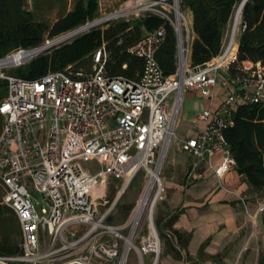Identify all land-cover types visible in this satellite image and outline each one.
Masks as SVG:
<instances>
[{
    "label": "built area",
    "instance_id": "1",
    "mask_svg": "<svg viewBox=\"0 0 264 264\" xmlns=\"http://www.w3.org/2000/svg\"><path fill=\"white\" fill-rule=\"evenodd\" d=\"M155 13L176 31L177 68L173 74H165L157 59L166 36L164 25L146 31L129 48L144 60L137 78L106 73L105 45L94 53L90 69L68 65L34 79L2 70L32 59L26 55L31 48L19 47L0 58V78L7 82V94L0 102L4 119L0 182L7 189L4 202L17 215L22 232L21 252L0 254V264H125L131 246L127 238L135 234L139 224L135 227L134 217L131 234L125 236L121 226L106 222L115 210L116 200L103 213L99 212V203L108 202L106 189L111 176L123 178L126 188L139 171L146 172L149 180L154 172L160 176L177 136L183 95L188 89L212 99L220 83L228 89V95L218 107L198 113L204 127L193 136L178 139L179 147L209 166L211 156L223 151L221 164L214 167L219 178L237 165L224 130L233 124L235 104L264 101L262 70L258 69L254 78L239 80L228 75L236 53L231 34L218 56L202 65H192L193 31L185 16L179 19L176 13L174 19L166 11ZM119 15L117 11L104 18ZM62 36L47 37L43 45L47 49L56 46ZM14 53L25 55L12 62L9 59ZM90 158L102 164L99 171L82 166L80 161ZM199 162L194 163L190 174ZM130 166L132 174L127 181ZM258 211L264 212V198ZM153 224L150 221V235L137 249L157 256L161 245ZM122 238L126 240L123 249ZM68 252L76 253V257L56 262Z\"/></svg>",
    "mask_w": 264,
    "mask_h": 264
},
{
    "label": "trees",
    "instance_id": "2",
    "mask_svg": "<svg viewBox=\"0 0 264 264\" xmlns=\"http://www.w3.org/2000/svg\"><path fill=\"white\" fill-rule=\"evenodd\" d=\"M182 8L192 13L193 40L191 63L202 65L224 49L233 16L242 0H179ZM98 12V0H80L53 24L38 21L24 5V0H0V58L19 47L42 46L45 39L68 33L93 21ZM164 25L166 36L157 51V59L165 74L177 68V36L174 26L162 15L148 12L133 19H119L107 26H94L77 36L48 48L24 65L15 75L38 78L49 71L68 65L90 69L94 53L105 45V71L110 76L137 78L144 60L129 48L146 32ZM241 33L235 57L227 73L232 79L254 78L258 69L264 74V0H248L241 11ZM7 94V82L0 79V102ZM233 124L224 130L238 170L256 190L264 188V101L237 103L232 107ZM2 130V125L0 131ZM6 207V206H5ZM8 208V207H7ZM4 207L0 206V213ZM16 222L19 225L17 216ZM156 225L161 227L160 220ZM20 227V225H19ZM22 242V241H21ZM21 242L9 245L0 240V254L21 252Z\"/></svg>",
    "mask_w": 264,
    "mask_h": 264
},
{
    "label": "crops",
    "instance_id": "3",
    "mask_svg": "<svg viewBox=\"0 0 264 264\" xmlns=\"http://www.w3.org/2000/svg\"><path fill=\"white\" fill-rule=\"evenodd\" d=\"M190 22L192 26V13ZM238 43L239 38L235 51ZM196 91L188 89L184 95H193ZM227 95L228 89L217 84L214 97L205 98L203 110L218 107ZM195 121L194 133L186 137L204 127V122L197 116ZM177 146L178 151L175 150L171 158L167 155L162 168L166 194L156 217L161 225L158 229L161 238L159 256L138 251L137 247L146 236L139 233V244L134 243L132 236L133 243L128 242L131 246L125 264H264V212L258 211L264 188L254 189L237 166L219 178L214 167L223 160L221 150L211 156L209 166L206 161L199 162L181 149L178 142ZM185 154L193 160L187 159L186 163ZM197 161L198 166L190 174ZM180 163L183 165L179 170ZM122 240L125 239H120L121 247Z\"/></svg>",
    "mask_w": 264,
    "mask_h": 264
},
{
    "label": "rangeland",
    "instance_id": "4",
    "mask_svg": "<svg viewBox=\"0 0 264 264\" xmlns=\"http://www.w3.org/2000/svg\"><path fill=\"white\" fill-rule=\"evenodd\" d=\"M79 1L80 0H24V5L28 10H30L34 14V18L36 20L44 21L51 25L57 19L63 16L67 11L72 10ZM83 1H86V0H83ZM163 1H166V2H163ZM173 1L174 0H98V12L94 20H99L104 17H108L112 14H115L117 11L118 12L120 11L121 15H119L118 17H113L111 19H106V21H102L94 26H104L105 27L108 25L109 22H113L119 19H133L135 17H139L138 15H142L148 12H156L157 10L166 11L168 14L173 16L175 19L176 12L173 6H171V5H174ZM179 5H180V2H179ZM237 10L238 8L235 11L232 23L230 25L228 39L230 38V34L231 36L233 35V24H234ZM180 11L185 16L186 23H188V25L190 26L192 30V26L190 22L191 21L190 10L188 8H182L180 6ZM240 22H241V15H240L238 26L235 31L236 33L234 35V45L236 44V41L238 40L240 33H241ZM89 29H86V30H89ZM77 35H74L73 37ZM73 37L60 41L59 43H57V45ZM15 50L16 49L10 51L8 54H11ZM17 67H20V66H8V67L2 68V70L8 74H15V70L17 69ZM195 93L196 94H193V95L185 93L184 95L181 113H180V120L176 128L177 136L174 139L173 143L171 144L169 148V152H168L170 158L175 153V150L178 149V146H177L178 139H180L181 137L192 135L194 133L196 129V121H195L196 116L198 113H200L203 110L205 102L207 101L205 98H201V96L199 95L197 91ZM3 122H4V119L0 115V127L1 125L3 126ZM185 155L187 157L185 159L186 163H187V159H189V161L193 160L191 156L187 154ZM80 162L84 168L90 169L92 172H97L102 168V164L96 158L83 159ZM105 165L106 167H108V164H105ZM181 165L183 164L180 163L179 170L182 167ZM163 172L164 171L160 173V179H161V187L164 188V190H162L159 193L158 199L153 209V222H154V226H155V229L158 235H159V231L156 225V217L159 215V208L163 202V199H164L163 197L166 194ZM131 174H132V166H130L128 169V172L126 175L127 181L129 180V177L131 176ZM148 180H149V176L147 175V173L144 171H139L134 176V178L131 180V182L127 185V188L123 192L120 199L117 201L115 205V210L113 211V213L108 215V217L106 218V222L108 224L121 226L122 232L124 233L125 236H129L131 234L133 224H134L132 222L134 219V212L142 198V195L144 193ZM123 185H124L123 178H116L115 176H111L110 182L106 189V199L108 202L105 204H103V201L101 204L99 203V212L103 213L108 207H110L115 202L120 191L126 187V185L124 187ZM6 192H7L6 186L0 182V206L4 207V209H2L3 212L0 213V240L4 238L7 244L16 245L18 244L19 240L20 242L22 241V236H21L22 232H21V229L18 223L16 222L14 211L11 210L4 202V196ZM156 192H157V188L154 189V191L152 190L151 199H153ZM130 221L131 223L129 224ZM139 233L145 234L146 236L150 235V218L147 215H144L143 219L139 222V225L137 229L135 230V234L133 236V241L135 244H139V241H140ZM68 238L70 241L72 240L70 236H68ZM159 238H160V235H159ZM46 240H49V239L46 238ZM125 243L126 241L122 240V248H124ZM160 245H161V238H160ZM75 257H76V253L74 254V253L68 252L66 256H64L63 258L59 259L56 262L65 263V262L71 261Z\"/></svg>",
    "mask_w": 264,
    "mask_h": 264
},
{
    "label": "bare ground",
    "instance_id": "5",
    "mask_svg": "<svg viewBox=\"0 0 264 264\" xmlns=\"http://www.w3.org/2000/svg\"><path fill=\"white\" fill-rule=\"evenodd\" d=\"M163 2H166V1H163ZM241 4V3H240ZM238 10L236 12V17H235V20H234V24H233V38H234V35H235V31H236V28L238 26V23H239V19H240V15H241V11H240V5L237 7ZM182 17V13L181 11L178 13V18L181 19ZM104 21V19L102 20H98L96 24L100 23ZM91 26V24H89L88 26H85V27H82L81 29L77 30V31H74V32H70L64 36H62V38H60L62 41L63 40H66L70 37H73L74 35H77L78 33H81L83 30H86L88 29L89 27ZM35 53V50H31L29 51V53H26V55L29 57L31 55H33ZM25 53H14L10 56V61L12 62H18L19 60H21L23 57H24ZM2 64V63H0ZM157 188V192L155 194V196L153 197V199H151V192L152 190L154 191V189ZM126 187L123 188V192L125 191ZM161 190V179H160V176L158 175L157 172H154V176L147 182L146 184V188H145V191L142 195V198L135 210V214H134V217H135V227L139 224V222L143 219L144 215H147L149 218H150V221H152L153 223V209H154V206H155V203L158 199V194ZM99 193V190L98 191H95L94 192V195L98 194ZM154 226V224H153ZM134 236V233L132 235V237ZM132 237L130 236V238H128V242L129 243H133L132 241ZM157 243V242H156ZM158 246V244H157Z\"/></svg>",
    "mask_w": 264,
    "mask_h": 264
},
{
    "label": "water",
    "instance_id": "6",
    "mask_svg": "<svg viewBox=\"0 0 264 264\" xmlns=\"http://www.w3.org/2000/svg\"><path fill=\"white\" fill-rule=\"evenodd\" d=\"M248 0H242V2H241V4H240V11L242 10V8H243V6H244V4L247 2ZM173 6H174V8H175V11H176V13L178 14L179 12H180V5H179V0H174L173 1ZM102 19H104V21H106V19H108V18H102ZM102 19H99V20H102ZM97 21L98 20H93V21H90V22H87L86 24H84V25H82V26H80V27H78V28H76V29H74L73 31H70V32H74V31H77V30H79V29H81L82 27H85V26H88L89 24H91V26L90 27H92V26H94V25H97L96 23H97ZM89 27V28H90ZM88 28V29H89ZM84 31V30H83ZM69 32V33H70ZM68 34V33H67ZM47 49V46L46 45H42V46H39V47H35V48H31V50H35V53L33 54V55H31V56H29V57H33V56H35L36 54H38L39 52H41V51H43V50H46ZM122 194H123V191H121L120 192V194L117 196V198H116V202L120 199V197L122 196ZM158 256L159 255H157L156 257L158 258Z\"/></svg>",
    "mask_w": 264,
    "mask_h": 264
}]
</instances>
